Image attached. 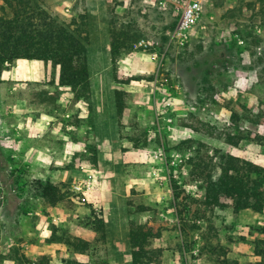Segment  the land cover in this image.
<instances>
[{
    "label": "rangeland",
    "instance_id": "1",
    "mask_svg": "<svg viewBox=\"0 0 264 264\" xmlns=\"http://www.w3.org/2000/svg\"><path fill=\"white\" fill-rule=\"evenodd\" d=\"M189 1L0 0V117L28 92L31 108L40 105L35 86L22 89L17 81L22 69L14 67L21 60L7 59L11 37H34L48 24L65 27L88 54L92 96L84 107L100 108L103 139L117 132L114 146L131 157L114 167L87 168L86 175L100 187H116L127 220L148 234L143 264H264V210L209 209L198 177L199 167L219 176L224 155L264 168V0H197L199 18L182 34ZM111 40L119 53L114 71ZM40 66L32 75L44 72L53 82L58 68ZM113 73L131 81L116 83ZM115 90L126 93L120 119ZM5 141L0 147L10 146ZM11 150L2 154L0 148V264H64L73 255L66 241L75 239L89 242L82 262L130 264V246L118 238V228L108 231L106 244L97 242L91 230L105 206L72 194L78 173L55 182L49 177L54 166L28 168ZM67 169L85 168L74 163ZM35 180L64 184V199L48 206L34 198Z\"/></svg>",
    "mask_w": 264,
    "mask_h": 264
},
{
    "label": "crops",
    "instance_id": "2",
    "mask_svg": "<svg viewBox=\"0 0 264 264\" xmlns=\"http://www.w3.org/2000/svg\"><path fill=\"white\" fill-rule=\"evenodd\" d=\"M41 63L40 61L21 60L17 61L16 67H14L17 70L22 69V76L17 78V81H21L22 89L26 86L31 87L34 85V91L41 93V95H37L40 96V98L38 97L40 105L37 109L33 110L31 108L32 98L29 97L31 94L28 92L27 97L18 100V106L13 108V111L0 117V137L10 144V146L0 147L2 154L9 152L8 150L12 148L13 159L18 160L28 168L41 166L43 168L46 167V172H48L50 166H54L55 169L50 172L49 177L55 182H63L67 175L78 173V178L73 183L86 176L89 170L87 168H97L101 165L114 167L120 163L116 160H124V157H127L124 163H126V160L130 161V155L122 156L121 150L114 146L118 142L117 132L112 135L111 139H103L102 124L99 121L100 108L89 109L88 104H85L87 106L85 108L83 100H76L73 93L64 87L58 86V75L51 83L48 82L49 80L45 77L44 72L32 75V68L37 67L40 69V65L46 66ZM10 80H13V78H10ZM49 84L53 88H50L49 86L51 85ZM46 90L54 91L55 93L48 94ZM62 90L63 92H61ZM35 100H37V97ZM115 130H117V126H115ZM2 139H0V142H3ZM89 146L95 148L96 162L90 160ZM75 160H80V164L85 169L81 171L67 169V167L74 164ZM53 181L50 182L55 183ZM95 185L97 188L93 187L90 192L85 193V198L93 197L100 204L104 203L105 207L102 214L104 241H100V232L97 230L91 231H94L97 242L106 244L109 241L108 231H115L118 228L115 232H118V238L122 243H128L130 246L126 259L131 264L132 242L130 231L133 226L131 220L128 219V221L126 218L129 211L127 212L124 203L121 205L117 204L118 191L116 187L112 188L111 186L103 185L101 188L99 182ZM95 188L99 190L97 191ZM126 205H129V203ZM136 210L139 212L144 211L141 207ZM117 220L120 225L116 224ZM135 225L141 226L140 224ZM139 226H135L139 229L134 230H144V228ZM124 231L125 234L122 233ZM146 236V239H148V234ZM81 240L88 242L84 239ZM81 256L82 254L73 253L66 259L75 257L82 262L80 260Z\"/></svg>",
    "mask_w": 264,
    "mask_h": 264
},
{
    "label": "trees",
    "instance_id": "3",
    "mask_svg": "<svg viewBox=\"0 0 264 264\" xmlns=\"http://www.w3.org/2000/svg\"><path fill=\"white\" fill-rule=\"evenodd\" d=\"M11 39L13 40L12 42L10 40L8 45H12V48L7 52L9 61H40L45 65L49 64L58 68V86L73 93L76 100L90 101L92 93L88 54L80 38L72 35L65 27L58 24H54V26L48 24L39 30L34 37L12 36ZM118 54V48L111 40L110 61L113 71L116 70ZM3 61L1 60L0 64ZM114 73L116 83L127 84L131 81L130 78L121 81ZM125 95L126 93L123 91H114L113 101L118 119L122 117L124 111ZM89 152L91 154L90 160L96 162V152L93 146H89ZM79 161L75 160L74 163ZM219 162L220 174L217 177L199 167L200 188L204 193L202 204L209 209H231L235 213L243 210L262 212L264 210V168L231 155L221 156ZM64 186L62 183L35 180L31 182L30 190L34 198L42 201L45 205L55 206L65 197ZM179 206L181 208L180 213L182 211L187 212L185 210L186 202L179 203ZM103 228L102 219L93 222L92 230L101 233L100 241L105 239ZM131 229V264H143V259L147 258L148 255L147 233L134 230L139 229L137 227ZM66 242L72 248L73 253L80 255L89 248V244L81 239ZM63 263L87 264L80 262L75 257H71Z\"/></svg>",
    "mask_w": 264,
    "mask_h": 264
},
{
    "label": "built area",
    "instance_id": "4",
    "mask_svg": "<svg viewBox=\"0 0 264 264\" xmlns=\"http://www.w3.org/2000/svg\"><path fill=\"white\" fill-rule=\"evenodd\" d=\"M201 12V5L197 0H190L183 9L181 21L179 24L178 31L184 34L199 18ZM146 49L148 48V43L141 44ZM159 156H161L159 154ZM155 158H159L155 156ZM17 181L23 182V177L20 174H17ZM94 187V178L91 175H86L83 178L77 180L70 187V191L75 196L85 197V193H88ZM18 197L22 200L26 198V191L24 188L18 187ZM23 202L21 201V204Z\"/></svg>",
    "mask_w": 264,
    "mask_h": 264
}]
</instances>
